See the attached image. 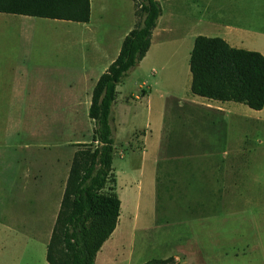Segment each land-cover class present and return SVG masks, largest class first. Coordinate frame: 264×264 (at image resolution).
<instances>
[{
	"label": "rangeland",
	"instance_id": "1",
	"mask_svg": "<svg viewBox=\"0 0 264 264\" xmlns=\"http://www.w3.org/2000/svg\"><path fill=\"white\" fill-rule=\"evenodd\" d=\"M160 3L165 19L170 12L174 16V30L167 37L187 31L220 38L224 36L223 32L204 28V24H195L192 0H160ZM94 5L95 19L98 10L103 12L100 16L104 21L99 26L116 32L124 31L131 10L136 11L133 0H93ZM211 5L207 21L240 27L244 37L237 45L241 49L264 51V0H211ZM134 22H138L136 16ZM47 43L49 39L44 38L37 44L38 50L42 47L38 60L43 72H48L50 54L51 57L56 54ZM14 46L13 40H0V182L18 184L22 178L19 167L24 146L29 145L32 150L44 146L47 151L65 156L92 142L94 122L87 114L88 110L85 107L77 110L78 116L72 118L73 126L63 124L60 122L63 119L56 117L57 114L65 115L67 110L50 108V91L55 87L57 91L67 90L70 84L76 89H91L93 84H82L81 77L55 78L36 73L37 65L30 70L31 74L15 76L10 65L11 62L13 64V54H16ZM58 48L60 51V44ZM166 48L172 52L176 45L170 44ZM162 63H167L168 72L154 73L153 69L157 70ZM182 68L180 61L168 58H158L149 64L148 56L141 69L135 67L117 87V102L111 118L116 148L113 167L117 179L116 192L124 202L122 227L125 229L121 247H126L121 250L124 256L119 264H143L163 259L164 253L175 258L178 256L180 264L186 259L184 264H264V109L257 111L231 101L238 106L235 108L237 112L249 118L243 120V124L235 121L233 125L235 130L231 141L234 147L243 145L247 150L246 156L240 159L242 170L233 174V188L212 187L207 183L210 182V173L206 172L203 176L208 179L201 188H174L168 192L162 182L158 195H155L157 154L153 140L159 133L160 112L166 103V121L170 122L177 111L173 108L177 100L172 96L187 95V91L191 94V71ZM150 92L153 110L149 108ZM39 103L42 108H33ZM172 127L174 132H178L176 124ZM145 147L146 153L143 152ZM57 168L62 170V165ZM62 185L63 177L59 176V210L63 199ZM227 195L232 196V203L225 201ZM2 199L0 188V213ZM153 203L156 204L157 224H153L151 218ZM137 212L142 218L139 226L157 225V228L147 232L137 230L132 235L131 218ZM224 214H230L226 222L215 220V216ZM30 223L33 222H26V225ZM54 223L49 218L43 220L40 237L47 239ZM27 240L25 237H5L0 233V264H26L27 261L21 257Z\"/></svg>",
	"mask_w": 264,
	"mask_h": 264
},
{
	"label": "crops",
	"instance_id": "2",
	"mask_svg": "<svg viewBox=\"0 0 264 264\" xmlns=\"http://www.w3.org/2000/svg\"><path fill=\"white\" fill-rule=\"evenodd\" d=\"M90 3L91 16L90 20L85 23L0 12V40H13L15 42L13 50L16 51V54H13V64L12 62L10 64L15 76L29 75L32 73L30 70L37 65L36 73L55 78L81 77L83 78L82 84L87 86L90 83L93 84L91 89L88 87L76 89L70 84L67 90L57 91L55 87V90L50 91V94H52L50 108L53 110H67L65 115L57 114L58 117L55 113V117L63 119L64 121L60 120V122L70 126L74 125L75 122L72 121V118L78 116L77 110L82 107L88 110L87 114L89 115L92 93L97 81L118 57L125 37L136 26L134 22L135 10H131L129 23L125 26L124 31L103 30L99 26L104 21L103 16H100L103 12L98 10L95 19L93 0H90ZM192 6L197 26L204 24L206 29L211 28L214 31L223 32L224 36L222 38L224 40L232 47L241 48L237 44L242 41L239 39L244 37L242 36L243 29L229 23L219 25L216 21L212 23L206 20L212 6L211 0H192ZM173 17L170 12L167 19H165L162 12L157 27L153 31L151 47L136 68L141 69L149 56V64L158 58H162V60L168 58L180 61L183 70L190 69V57L195 39L197 36L205 34H191L190 31H187L175 36L176 38L167 37V34L169 35L174 30L172 28ZM205 36L213 37L211 35ZM155 37H157V40H155ZM44 38L49 39L47 45H49L52 52L56 53L52 57L50 54L48 72L42 71V64L38 60V52L42 50V47L38 50L37 44L44 41ZM59 44L61 46L60 51H58ZM170 44L176 45V49L172 52H169L166 48ZM262 54H264V51ZM168 67L167 63H162L157 70L153 69V72L157 74L165 73L168 72ZM54 83L56 84V81ZM172 90L179 91L178 88H172ZM172 97L177 100L173 107L177 109L176 113H173L174 118H171L170 122L166 121L167 107L165 103L160 112L162 121L159 133L153 140V146L157 154L155 156L154 174L155 195H158L159 184L162 182L168 192L174 188H201L202 184L206 183L205 179H208L207 176H203L206 172L210 173V182L207 183H210L212 187L233 188V174L235 171L242 170L240 169V159L244 155L246 156L247 153L243 145L234 147L231 141L235 130L233 125L235 121L243 124V120L249 118L237 112L238 106L232 104L231 101L201 97L195 95L192 90L191 94L187 91V95ZM116 102L117 100L113 105V114ZM150 104L151 92L149 93ZM42 107L43 105L40 103L33 105V108ZM149 108L153 110L152 104ZM175 124L178 127V132H174L172 127ZM72 129L74 130V128ZM151 135L150 133L149 138ZM145 137L148 136L145 135ZM71 142L72 140L69 143ZM27 147L29 145L24 146V151L20 157L21 182L18 184L0 182L3 195L0 233L5 237L28 238V243L21 257L27 261L26 264H49L47 261V246L51 235L47 239L40 237L41 222L48 218L56 222L59 213V176L63 177L61 187L63 198L74 154L77 150L63 156V154L45 150L46 147L44 146L34 150ZM146 148L143 152L147 151ZM59 165H62L60 171L57 168ZM142 170L143 165L140 167V173H142ZM225 198L226 202L232 203V196L227 195ZM120 199L121 210L117 227L98 252L95 264H119L124 256L121 255V250L126 249L124 246L121 247L125 229V227H122L124 202L122 198ZM43 210L45 211L44 216ZM47 214H50L49 217H47ZM229 215L215 216V220L226 222ZM151 218L154 221L153 224H157L155 221L156 204L154 205V203ZM141 219L138 212L131 218L132 235L137 230L147 232L157 228V225L139 226ZM31 221L33 223L27 226L26 222ZM36 231L38 232L36 233ZM169 257L173 256L164 253L163 259ZM175 260L178 261L179 257L176 256ZM126 261L124 259V262Z\"/></svg>",
	"mask_w": 264,
	"mask_h": 264
},
{
	"label": "trees",
	"instance_id": "3",
	"mask_svg": "<svg viewBox=\"0 0 264 264\" xmlns=\"http://www.w3.org/2000/svg\"><path fill=\"white\" fill-rule=\"evenodd\" d=\"M136 26L120 53L97 81L89 109L92 142L75 153L57 220L47 246L49 264H95L98 252L117 227L121 200L113 167L112 126L117 86L147 55L162 15L160 0H133ZM0 12L85 23L90 0H0ZM191 90L219 101L264 108V54L232 47L220 37H196L190 57ZM143 264H180L174 257Z\"/></svg>",
	"mask_w": 264,
	"mask_h": 264
}]
</instances>
